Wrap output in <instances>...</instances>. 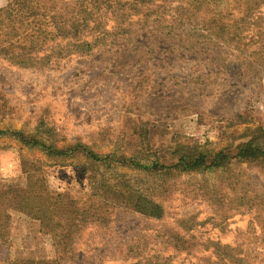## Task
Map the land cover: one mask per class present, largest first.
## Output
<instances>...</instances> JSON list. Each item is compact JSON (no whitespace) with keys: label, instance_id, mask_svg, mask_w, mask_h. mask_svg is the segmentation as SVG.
<instances>
[{"label":"rangeland","instance_id":"obj_1","mask_svg":"<svg viewBox=\"0 0 264 264\" xmlns=\"http://www.w3.org/2000/svg\"><path fill=\"white\" fill-rule=\"evenodd\" d=\"M75 1L0 0V187L25 182L23 162L40 168L53 190H80L85 177L74 165L81 164L89 167L90 190L102 195L94 182L99 175L147 187L165 215L138 212L125 188L104 193L111 201L106 225L84 228L77 253L59 254L58 240L40 231L35 214L2 201L11 222L0 241V264H264V158H235L241 144L264 147V6L248 17L235 13L227 33L232 39L194 38L203 46L196 51L170 47L166 33L136 31L119 37L122 47L99 45L46 64H23L35 37L26 33L37 23L28 22L47 21ZM31 10L34 16L24 18ZM51 38L37 45L35 58L61 42ZM194 145L225 151L231 162L204 172L164 169ZM135 161L139 167L156 162L152 170L168 175L155 176ZM217 244L235 247L240 257L248 252L250 259L222 258Z\"/></svg>","mask_w":264,"mask_h":264},{"label":"trees","instance_id":"obj_2","mask_svg":"<svg viewBox=\"0 0 264 264\" xmlns=\"http://www.w3.org/2000/svg\"><path fill=\"white\" fill-rule=\"evenodd\" d=\"M263 6L264 0H129L127 2L76 0L69 2L63 13L58 16L54 14L49 16L47 21L34 19L28 22L29 25L37 22L32 26L35 30L32 29L26 33V36L35 37L31 39L29 47L26 46L31 55L24 57L22 63L29 66L39 62L46 64L52 58L66 57L77 52L83 54L94 50L99 45H102L104 49L122 47L124 45L120 44L119 37L122 35L131 37L140 31L158 35L166 33L172 37L170 47L178 46L184 51H196L203 46L198 41H193L194 38L213 37L218 41L232 39V36L227 38V33L229 23L235 19V13L248 17L255 11L260 12ZM41 8L42 11L50 10L44 5ZM34 14L32 10L29 13L26 11L23 17L27 19ZM43 24L47 25L42 26ZM90 31L92 36H89ZM11 32L16 36L13 30ZM38 32L43 34L42 39H39ZM48 37H52L51 40L59 39L61 42L44 47L46 51L43 49L44 53L35 58L36 51L33 50L37 48V45H45ZM158 39L156 38L152 44L155 49L158 48L157 43L161 42ZM145 41L138 40V43L151 44H146ZM170 47H161V49L169 50ZM3 133L4 131L0 130V137ZM26 142L46 148V144L41 140L29 138ZM86 153L90 159L98 161L100 165L103 162L105 166L107 165V159L104 157L97 156L91 151ZM235 158L241 161L264 158V147L253 141L241 144ZM231 159L232 157L225 151L212 152L194 145L188 149L184 148L178 162L164 169L179 172H204L222 168L231 162ZM135 163V167H139L138 162L135 161ZM74 166L76 167L74 170L78 169L85 177L84 186L80 190L60 191L50 187L46 175L40 168H25L22 162V170L26 176L25 182L0 187V241L9 235L11 222V215L2 209V201L14 204L20 213L35 214L41 225L40 231L51 236L55 241L58 240L56 247L57 250L59 249V254L77 253L78 241L81 239L84 228L90 227L93 223L106 225L107 220L103 214L108 211L107 207L111 204L110 198L106 197L109 193L121 192L125 188L130 196L137 200L138 212L152 218H161L165 215L159 198L153 192L150 194L147 187L141 188L130 184L126 186L115 178L94 176V182L98 183L102 196L95 189L88 188V179L91 176L87 177L86 174L89 172V167L81 164ZM155 167H157L156 162L144 164L139 169L150 171L155 176V172L168 175L162 169L153 171ZM215 248L216 253L222 258L231 256L240 261L250 259L248 252L240 257L235 251L236 248L230 245L217 244ZM34 261L36 260H21V262ZM59 262V260L56 261V263Z\"/></svg>","mask_w":264,"mask_h":264},{"label":"crops","instance_id":"obj_3","mask_svg":"<svg viewBox=\"0 0 264 264\" xmlns=\"http://www.w3.org/2000/svg\"><path fill=\"white\" fill-rule=\"evenodd\" d=\"M2 1H3V0H2ZM7 2H8V0H6V2H5V0H4L3 5H5Z\"/></svg>","mask_w":264,"mask_h":264}]
</instances>
